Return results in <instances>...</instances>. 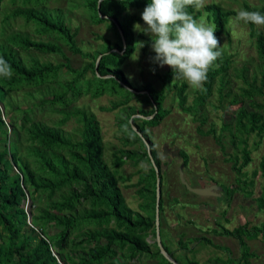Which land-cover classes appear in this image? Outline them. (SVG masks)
<instances>
[{
	"label": "trees",
	"instance_id": "obj_1",
	"mask_svg": "<svg viewBox=\"0 0 264 264\" xmlns=\"http://www.w3.org/2000/svg\"><path fill=\"white\" fill-rule=\"evenodd\" d=\"M4 1L0 0V57L12 66L13 75L11 78L0 76V264H136L131 261L136 257L139 260L140 256L157 259L158 264H172L158 248L152 251L155 241L151 244L146 240L149 234L155 237L156 174L145 143L129 123L132 115L140 113L150 116L155 112L150 119L133 117V124L145 137L159 171L161 217L164 173L155 145L145 128L159 125L170 112L163 107L164 85L156 90L150 82H146L144 100H140L143 94L128 90L118 94L117 91L123 88L120 81L127 83L120 67L134 51L133 25L144 23L142 14L133 10L144 9L150 0H101L99 12L109 18L99 16L98 0H76L71 4L72 8H85L93 24L109 22L107 27L112 30L114 40L100 35L105 47L92 53H84L76 45L77 29L72 30L67 25L61 8H49L46 6L47 0H9L14 6L10 9ZM243 7L249 11L264 12V0L258 5L244 3ZM51 10L56 11V17H52ZM189 11L197 18L205 13L207 20L216 25L215 35L219 40L228 33L229 18L235 14L234 10L216 2L206 4L199 11L191 8ZM17 18L23 19L26 26L31 25L35 35L45 36L46 39L34 38L29 32L13 29L12 22ZM115 21L123 34L124 45ZM249 33L256 52L255 62L248 60L239 67H231L232 55L222 51V56L207 74L205 90H198L192 105L185 106L187 85L174 83V87L180 108L195 115L196 120L203 124L205 119L196 115L197 110L205 104L215 80H218L221 102L227 101L235 111L231 121H222L221 131L229 134L237 151L227 157L235 173V188L231 187L230 190L228 185H222L224 201L229 204L233 194L238 192L244 198L253 197L258 210L263 213L264 154L251 177L243 170L251 161L250 137L257 138L256 145L264 139V27L249 24ZM50 36L55 40L48 38ZM151 42L149 38L143 50ZM62 44L73 53L88 58V62L82 68L71 66ZM32 51L59 54L66 61H41ZM99 54L101 58L97 73L100 76H96L95 62ZM62 68L71 77L60 81ZM231 69L240 83L235 90L230 89V80L226 79ZM88 71L92 75L89 78ZM104 75L110 76L101 77ZM173 78L174 72L169 67L162 76L163 84H170ZM53 84H57V87ZM30 89L42 94L51 93L52 96L48 99L40 97L38 102L25 107L14 101L15 93L23 90L27 96L35 98ZM107 92L117 99L111 106L102 107V110L112 111L121 106L128 108L126 126L120 125L121 129L127 130L121 137L122 144H139L140 147L117 148L113 152L111 165L104 159V143L96 116L78 108L68 109L82 94L97 98ZM132 98L149 105L150 109L129 106ZM45 107L61 117L51 124L37 118L36 109L42 112ZM70 119L77 123L74 134L64 131L62 127ZM136 120H141V123ZM197 130L201 134L215 133L214 128L203 131L201 125ZM75 134L77 138H74ZM215 139L221 143L220 136ZM178 153L183 166H186L188 152L179 149ZM140 160L147 161L148 170L139 172L137 183L126 186H139L137 194L144 199L139 206L142 213L128 207L118 184L119 180L129 178L120 173L119 169L124 163L131 161L137 164ZM257 174L261 179L260 193L253 196L254 177ZM27 198L30 200V224L24 203ZM225 212L223 210V216ZM218 226L219 229L213 228L210 232L237 239L241 253L238 258L223 259L221 263L252 264L249 258L255 257L256 253L249 250L247 240L264 239V220L252 225L247 221L232 229ZM200 240L212 244L207 237ZM164 248L180 264H200L194 259L179 261L175 258V251ZM118 255L125 257L114 259Z\"/></svg>",
	"mask_w": 264,
	"mask_h": 264
},
{
	"label": "rangeland",
	"instance_id": "obj_2",
	"mask_svg": "<svg viewBox=\"0 0 264 264\" xmlns=\"http://www.w3.org/2000/svg\"><path fill=\"white\" fill-rule=\"evenodd\" d=\"M4 2L7 8L11 9L14 7L9 0H5ZM75 2L76 0H47L46 6L49 8L59 7L63 10V17L67 25L72 30L77 29L76 45L84 53H92L98 48L103 49L105 43L99 37L100 35L114 40L112 30L107 27L109 22L105 21L100 24H93L89 17H87L88 11L85 8L71 7V4ZM210 2L220 3L224 8L235 11V14L230 16L231 22L229 18L227 25L228 33L222 35L219 40L220 46H223L222 51L232 55L231 67H239L248 60L255 62L256 52L253 39L249 33V24L236 21L235 17L237 10L241 8L245 9L243 7L244 3L258 5L261 0H205V5ZM143 10L137 9L133 11L142 14ZM51 14L52 17H56L55 10ZM201 16L207 20L205 13ZM207 22L209 21L207 20ZM140 24L142 27H147L144 23ZM12 26L13 29L29 32L34 38L40 37L43 40L46 39L45 36L35 35L31 30V25L26 26L23 19L17 18L12 22ZM48 38L55 40L53 36ZM149 38L151 39L149 35L134 31L133 44L135 45L137 41H143L145 44ZM151 43L147 49L143 50L141 48L139 50L138 60L133 61L131 59L132 54L136 52L134 47L133 53L123 61L120 71L123 72L127 83L120 81L119 83L123 85V88H118L117 91L118 94H123L127 90L131 93L143 94L147 92L143 89L146 82H150L156 90H159L164 85L163 107L169 109L170 112L159 125L146 126L145 128L155 145V149L162 163V172L164 173V181L162 183L164 187L163 211L160 217L162 231L160 230V238L163 246L175 251V258L179 259V261L186 262L189 259H194L200 262V264H224L221 263L223 259H236L240 256L239 242L234 237L216 235L210 232V230L213 228L219 229L218 224L229 229L244 224L247 221L250 225L258 224L264 220V212L261 213L258 210L253 197L244 198L238 192L233 194V198L229 204L224 201L225 195H222L223 191L220 192L219 196H199L190 192L188 193L184 190L178 179V169L182 163L178 151L179 149H184L188 152V163L182 167V170L184 178L191 186H197L198 182L204 183L208 180L212 182L211 180H213L218 186L228 185L230 190H232L231 187L234 189L235 173L227 157L237 153V151L235 145L230 140L229 134L226 131H221V123L222 121H231L234 118L235 111L232 106H228L227 101L221 102L217 89L219 87L218 80H215L212 92L205 104L197 110L198 113L196 115L200 119H205L203 124L196 120L195 115H191L182 110L178 104L174 83L178 85L185 83L187 85L185 88V106L193 104L198 90L190 88L187 82L182 79L174 80L173 78L170 84L168 82L163 84L162 76L169 70V66L165 65L164 67H160L158 63H155L151 59L155 56ZM62 50L66 58H68V62L74 68H82L89 60L80 54L73 53L64 44H62ZM32 53L41 61L49 60L53 63H64L66 61L64 56L59 54H41L35 51H32ZM153 69H155L154 72ZM234 74L232 69L229 70V73L226 74V79L230 80V89L235 90V87L240 83L239 80L235 79ZM68 76L71 77V74L65 71V68H62L59 77L60 81L69 78ZM90 76L92 75L88 71L87 78ZM96 76L98 75L96 74ZM53 85L57 87V84ZM24 90L18 91L14 95V101L22 107L31 105L33 102H38V98L40 97L41 99H48L52 96L51 93L42 94L30 89L35 95V98H32L27 96ZM145 96L146 94H143L140 100H144ZM116 99V96L108 92L97 98H91L89 94H82L68 106V109L78 108L88 113H93L96 116L101 127V135L104 143V159L109 165L112 163L113 152L117 148H140L139 144L125 146L121 141V137L126 134L127 130L121 129L120 125L126 126L125 119L128 116V108L121 106L112 111L102 110V107L111 106L112 102ZM128 105L143 108L144 110L150 109L149 105L135 98L129 100ZM0 106L2 105L0 104ZM35 114L37 118L44 120L48 124H51L61 117L55 111L50 112L47 107L42 112L36 109ZM136 115L145 116L140 113ZM136 121L141 123V120ZM199 125H201L203 131L214 128L215 133L201 134L197 130ZM62 127L64 131L74 134L77 123L74 119H70ZM219 136L221 143L215 139ZM74 138H77L76 134ZM255 141H257V138L251 136L249 139L251 161L243 169L247 171L248 177L252 176L254 169H258L260 157L264 154V139L257 145ZM148 167L147 161L140 160L137 164L127 161L119 169L121 174L129 177L124 181L119 180L118 184L124 195L125 203L134 211H140L139 206L144 203V199H141L137 194L139 186L127 187L126 185L137 183L139 172L147 171ZM254 180L253 196H256L260 193L261 179L259 174L254 177ZM26 208L28 212L29 207ZM223 210H226L224 216L222 214ZM224 218H227V220H224ZM202 237L211 239L212 244L206 243L203 240L201 241L200 239ZM146 240L153 244L155 237L149 234ZM247 244L250 247L249 250L256 253L255 257L249 258L251 259V263L264 264V239L247 240ZM156 248H158L157 244H153L151 249L154 251ZM124 257L125 255L121 257L118 255L114 259H123ZM137 259L136 257L131 262L136 264H158L157 259L146 258L145 256H140L139 260Z\"/></svg>",
	"mask_w": 264,
	"mask_h": 264
},
{
	"label": "clouds",
	"instance_id": "obj_3",
	"mask_svg": "<svg viewBox=\"0 0 264 264\" xmlns=\"http://www.w3.org/2000/svg\"><path fill=\"white\" fill-rule=\"evenodd\" d=\"M204 6L205 0H150L142 12V20L147 27L134 24V31L152 39L155 56L151 59L160 67H171L174 80L182 79L190 88L201 91L205 90L207 74L222 56L223 48L215 35L216 25L207 22L203 16L197 18L189 11V8L199 11ZM235 20L264 27V12L241 8L237 10ZM144 46L143 41L136 42V52L131 56L133 61L138 60L139 50ZM12 75V66L0 57V76L11 78Z\"/></svg>",
	"mask_w": 264,
	"mask_h": 264
},
{
	"label": "water",
	"instance_id": "obj_4",
	"mask_svg": "<svg viewBox=\"0 0 264 264\" xmlns=\"http://www.w3.org/2000/svg\"><path fill=\"white\" fill-rule=\"evenodd\" d=\"M100 1L101 0H98V3H97V8H98V13H99V16L100 17H104V18H108L107 16H104V15H101L100 12H99V7H100ZM115 23L117 24V22L115 21ZM117 27H118V31L122 37V42L125 43V40H124V37H123V34L121 32V29L120 27L118 26L117 24ZM124 45V44H123ZM116 50V49H115ZM101 58V55H99L96 59V62H95V72L98 76H100L98 73H97V70H98V62ZM110 75H104V76H101L103 78H107L109 77ZM2 108V106H1ZM155 114V112L150 115V116H141V115H132L129 119V123H130V126L132 127V129L136 132V134L143 140V142L145 143L146 145V148H147V154L149 156V159L151 160V162L153 163L154 165V168H155V174H156V188H155V195H156V200H155V242L158 246V249H159V252L161 253V255L167 259L170 263L172 264H180L178 263L173 257H171V255L168 254V252L165 250L163 244H162V241H161V238H160V213H159V200H160V190H161V187H160V177H159V171H158V168L155 166L154 164V160L152 158V154H151V151L149 149V146H148V143L145 139V137L142 135V133L134 126L133 124V117H140V118H143V119H150L153 117V115ZM178 175H179V181L180 183L185 187V189L195 195H199V196H212V195H216V196H219L220 195V192L222 191V187L221 186H218L216 184H212V185H209V186H205V187H195V186H191L187 181L186 179L184 178V173H183V170L182 168L180 167L178 169ZM218 192H217V191ZM27 202V205L29 204V199L27 198L26 200ZM27 221L28 223L30 224L31 223V214L30 212L28 211L27 212Z\"/></svg>",
	"mask_w": 264,
	"mask_h": 264
},
{
	"label": "flooded vegetation",
	"instance_id": "obj_5",
	"mask_svg": "<svg viewBox=\"0 0 264 264\" xmlns=\"http://www.w3.org/2000/svg\"><path fill=\"white\" fill-rule=\"evenodd\" d=\"M181 168L183 167V164L181 163ZM180 168V167H179ZM178 179H179V177H178ZM212 182H210V180H208V181H206V182H204V183H199L198 182V184H197V186H195V187H205V186H209V185H212V184H216L217 185V183L216 182H214L213 180H211ZM180 182V181H179ZM182 185V184H181ZM183 186V185H182ZM184 187V186H183ZM223 191V190H222ZM189 192V191H188ZM191 193V192H190ZM211 196V195H210Z\"/></svg>",
	"mask_w": 264,
	"mask_h": 264
}]
</instances>
